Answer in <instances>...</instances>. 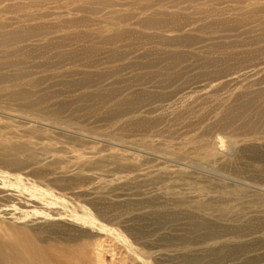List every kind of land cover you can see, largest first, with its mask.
<instances>
[{
  "label": "rangeland",
  "instance_id": "374dc122",
  "mask_svg": "<svg viewBox=\"0 0 264 264\" xmlns=\"http://www.w3.org/2000/svg\"><path fill=\"white\" fill-rule=\"evenodd\" d=\"M196 4L167 9L172 29L130 26L114 43L109 14L0 13V31L40 25L0 48L1 240L22 228L77 264H264V121L247 104L264 89V16L254 0Z\"/></svg>",
  "mask_w": 264,
  "mask_h": 264
},
{
  "label": "bare ground",
  "instance_id": "6f19581e",
  "mask_svg": "<svg viewBox=\"0 0 264 264\" xmlns=\"http://www.w3.org/2000/svg\"><path fill=\"white\" fill-rule=\"evenodd\" d=\"M3 1L4 0H0V2H3ZM243 1L244 0H242V2ZM254 1L256 2L255 4L256 6L253 9L249 10V12H252V13L256 12L264 16V0H254ZM196 2H199V0H127V1L119 0V1H111L109 2L110 5L112 6L114 5L118 7L125 6L126 9H119V10L111 9L103 13V14H109V17L105 18L106 21L110 22L109 25L117 28V30H115V32L111 36H109V38H105L104 41H106V43H114V42H118V41L125 39L126 37H124V33H126V31L131 32L133 30V29L129 30L130 26H138L142 29H152V30H164L165 28L172 29L176 25H178V23H176L175 25L174 17H176V15H174L173 18H170V20L171 19L173 20L172 22H167L168 18H165L166 15H169V12L167 9L172 8L174 6H178L179 9L183 11H187L189 9L197 10L198 8H197ZM95 3H98V1L93 2V0H26V2H22L17 5H9L10 7L7 5H3L2 7L0 6V13L4 11H11L12 8L14 9L31 8V7L37 8L34 11V13L31 12L27 14L26 13L22 14L23 18L19 21L23 23L25 21H29L32 19L40 20V18L42 17L51 16L53 15L54 13L53 10H55L56 7L61 8V7H68L69 5H73V9L75 11H83L86 13L82 17L88 19V17L93 16L94 18L92 19V21H95V20L97 21L98 19L97 15L103 16V14L101 13L102 12L101 8L95 7L96 6ZM197 12H200V11H197ZM144 14L146 15L144 17H141V15H144ZM85 22H86V19H84L83 22H79V24L85 25L83 24ZM219 24L220 23H216V22L213 23L214 27L218 26ZM3 25H4L3 23H0V26H3ZM5 25H8V24H5ZM21 25H24V24H21ZM21 25L18 28L6 30V31H0V48L4 49L5 57L6 55H11L12 53H15V51H13L12 49H9V47H12L13 45H16L22 42H26L28 40H34L33 38L39 36V33H38L39 27H40L39 24L37 25L34 24L32 26H23V27ZM43 27L46 28L47 33H51L50 31L51 25L46 24ZM179 28L177 29L179 30ZM44 36H47V35H44ZM151 37L153 38V36H149L148 39H150ZM88 38L90 37L88 36ZM182 38L184 39L186 37H182ZM188 41L189 40H187L186 42ZM261 41H264V35L261 38ZM50 43L52 42H49V45ZM55 45H61V43L58 42ZM260 47H261L260 56L264 57V45ZM5 49H9V50L5 51ZM248 52L250 53V51ZM248 52L246 55L247 58H250V59H253L254 57L256 58V54H253V53L249 54ZM166 55H167V60L168 59L172 60L170 61L171 63H175V61L178 60L180 57L179 54H175V53H168ZM257 56H259V54ZM171 63H168L169 64L168 67L171 66ZM6 64H8L6 61L0 62L1 67H3ZM207 64L216 65L217 60L215 59L209 60L207 61ZM9 77L10 76H0V83L8 81L7 78ZM17 77L18 76H16L15 78L11 77L12 80H9V82H11L13 85L15 81L18 79ZM256 101H259L260 103H262L260 113H262L263 116L260 118V120L262 119L264 121L263 119L264 118V89L262 90V94L260 96H257L256 100H254V98L252 100L250 99V102L247 104L250 105L251 103L250 106H252ZM130 102L131 101H129V103ZM122 110H124V107L120 108V111ZM232 118H234L233 112H225L222 115L221 120L230 122ZM254 124L255 122L250 126V123H249L248 125L249 130L251 129V127L252 128L254 127ZM203 152L205 155H212L213 153H215V148L207 145L201 150V153ZM11 231L13 233H16L18 237L16 241L14 242H5L0 239V264H77L76 262L77 259L75 255L77 252H70L69 248H64L62 252H55L54 250H52V248L39 246L36 243H34L31 240V237L29 236L28 232L22 228L14 227L11 229ZM65 245L67 244L65 243Z\"/></svg>",
  "mask_w": 264,
  "mask_h": 264
}]
</instances>
